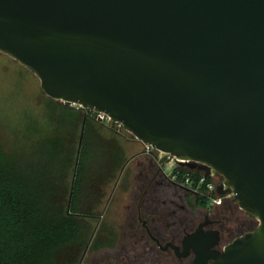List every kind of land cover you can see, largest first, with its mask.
<instances>
[{"label": "water", "instance_id": "water-1", "mask_svg": "<svg viewBox=\"0 0 264 264\" xmlns=\"http://www.w3.org/2000/svg\"><path fill=\"white\" fill-rule=\"evenodd\" d=\"M0 52L46 96L221 175L257 224L197 264H264V0H0Z\"/></svg>", "mask_w": 264, "mask_h": 264}, {"label": "trees", "instance_id": "trees-1", "mask_svg": "<svg viewBox=\"0 0 264 264\" xmlns=\"http://www.w3.org/2000/svg\"><path fill=\"white\" fill-rule=\"evenodd\" d=\"M57 102L61 124L52 134L29 142L24 152L17 146L7 151L0 143V264H64L68 250L72 255L66 263L74 264L76 251L89 238L83 220L94 215L85 212L90 180L83 172V137L88 128L89 143L102 141L94 136L97 122L117 131L113 124L95 120L90 110ZM71 159L74 173L65 199L56 168L61 162L66 168Z\"/></svg>", "mask_w": 264, "mask_h": 264}, {"label": "rangeland", "instance_id": "rangeland-1", "mask_svg": "<svg viewBox=\"0 0 264 264\" xmlns=\"http://www.w3.org/2000/svg\"><path fill=\"white\" fill-rule=\"evenodd\" d=\"M59 105L57 100L44 94L39 79L32 72L0 52V143L5 150L12 151L17 146L24 152L29 142H40L41 135L52 134L51 129L61 124ZM65 129L68 134L69 130ZM116 131L97 122L94 136L102 141L89 143L88 128L85 130L82 164L90 180L85 189V194L89 195L85 212L94 217L83 220L89 238L80 251H76L74 264H106L108 258L142 250L140 244L128 242L129 235L140 238L144 232L139 224L129 226L125 222L126 205L130 200L127 189L134 182L137 162H147L154 157L146 153L144 144L132 134L122 128ZM63 164L57 165V177H60L57 182L65 188V199H68L74 173L73 159L64 169L61 168ZM223 201L224 198L215 206L221 207ZM231 204L233 208L238 206L236 202ZM64 255L62 262L65 264L72 254L68 250Z\"/></svg>", "mask_w": 264, "mask_h": 264}, {"label": "flooded vegetation", "instance_id": "flooded-vegetation-1", "mask_svg": "<svg viewBox=\"0 0 264 264\" xmlns=\"http://www.w3.org/2000/svg\"><path fill=\"white\" fill-rule=\"evenodd\" d=\"M197 165L184 166L194 174L205 175L216 185V193L222 177L206 175ZM136 169L132 187L127 189L130 200L125 222L140 225L142 236L131 234L128 242L140 244L142 250L108 258L106 264H197L204 256L202 250L205 255L220 252L233 238L257 224L238 206L233 208L231 202L235 201L230 197H224L221 207H216L204 200L205 195L173 181L156 159L138 161ZM195 231L199 233L197 238L188 239ZM211 263L209 259L203 264Z\"/></svg>", "mask_w": 264, "mask_h": 264}, {"label": "built area", "instance_id": "built-area-1", "mask_svg": "<svg viewBox=\"0 0 264 264\" xmlns=\"http://www.w3.org/2000/svg\"><path fill=\"white\" fill-rule=\"evenodd\" d=\"M93 113L95 114V118L98 121L105 124H113L116 129L122 128L121 124L113 122L108 115L101 112ZM144 147L146 153L152 155L154 159H156V161L161 165L163 170L173 181H176L182 186L189 188L193 192H198L201 195H205L211 204H218V202L222 200V198L232 196V194L230 193L225 195H218L217 193H215L216 185L209 181L206 182L208 178L205 175L194 174V171L187 169L184 165H180V162H183L184 160H179L167 153L155 149L150 145H144ZM214 174L216 173L209 172L208 175L212 176ZM222 183L223 177L219 186L222 185Z\"/></svg>", "mask_w": 264, "mask_h": 264}]
</instances>
